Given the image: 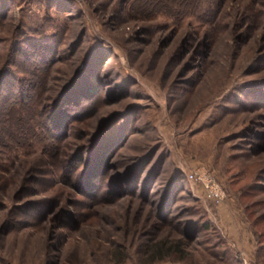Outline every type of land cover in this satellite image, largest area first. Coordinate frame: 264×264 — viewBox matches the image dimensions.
Here are the masks:
<instances>
[{
  "label": "rangeland",
  "instance_id": "rangeland-1",
  "mask_svg": "<svg viewBox=\"0 0 264 264\" xmlns=\"http://www.w3.org/2000/svg\"><path fill=\"white\" fill-rule=\"evenodd\" d=\"M2 73L0 264H264V0H0Z\"/></svg>",
  "mask_w": 264,
  "mask_h": 264
},
{
  "label": "trees",
  "instance_id": "trees-1",
  "mask_svg": "<svg viewBox=\"0 0 264 264\" xmlns=\"http://www.w3.org/2000/svg\"><path fill=\"white\" fill-rule=\"evenodd\" d=\"M26 43H30L29 41L26 40ZM24 52V51H23ZM22 52V53H23ZM21 53L20 49H17L16 54ZM25 54V53H24ZM46 61H44V59H42V61H39L38 63H44ZM0 76V80L1 77ZM23 85V84H21ZM23 86H19V99L21 102L24 103V101L26 100L27 97H30L31 94L28 93L26 94L24 92V90L22 89ZM27 87V86H26ZM63 96H56L54 97L51 102H48L46 104V106L48 107V110L50 111L46 116H47V120L46 125H45V129H46V134H48V137L53 139L54 141L56 140V136L53 130V125L56 124L57 121V116H63V113L60 111V109L63 107L65 108L66 102L65 99L67 98L68 94L66 93V91H64V93L62 94ZM46 107V108H47ZM76 114V113H75ZM65 116V115H64ZM207 222H205V226L207 227ZM150 260L151 261H160L163 259H166L168 257H174L177 260H180L183 258V247H184V243H182L181 241H177L174 243H167L166 240H159L158 242H154L153 244H150ZM183 246V247H182Z\"/></svg>",
  "mask_w": 264,
  "mask_h": 264
},
{
  "label": "built area",
  "instance_id": "built-area-1",
  "mask_svg": "<svg viewBox=\"0 0 264 264\" xmlns=\"http://www.w3.org/2000/svg\"><path fill=\"white\" fill-rule=\"evenodd\" d=\"M189 182L201 185L205 198L218 204L225 198V192L211 172L204 168H198L187 174Z\"/></svg>",
  "mask_w": 264,
  "mask_h": 264
}]
</instances>
